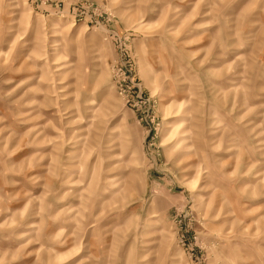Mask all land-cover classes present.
<instances>
[{
    "label": "rangeland",
    "instance_id": "rangeland-1",
    "mask_svg": "<svg viewBox=\"0 0 264 264\" xmlns=\"http://www.w3.org/2000/svg\"><path fill=\"white\" fill-rule=\"evenodd\" d=\"M98 6L95 0H0V264H156L160 259L157 253L165 246L164 238L155 235L154 229L133 231L128 227L130 214L139 207L134 198L142 171L139 159L131 167L116 168L119 161L109 156H119L122 149L113 145L108 150L102 144L104 163L96 169L95 180L91 172L97 157L93 152L84 183H67L73 175L66 155L73 150L67 143L73 130L63 126L68 122L63 117L67 101L62 99L64 85L58 80L59 73L66 70L52 64V45L59 39L54 33L67 27L70 18L73 32L85 23L90 31H114L107 13L96 15ZM66 7L68 16H61ZM136 29L128 43H142L150 63L158 62L163 54L172 72L195 70L201 74L206 92L227 81H209L203 73L232 65L228 80L234 79L243 70L237 54L247 57L253 52L259 54L255 87H264V53L260 51L264 48V0H148ZM237 33L239 48L234 46ZM38 40L42 52L36 47ZM221 45L227 49L225 55H221ZM33 51L36 56L28 60ZM117 53V67L125 78L116 85L109 102L121 110L111 115L108 127L121 121L117 135L127 148L125 162L130 163L128 153L139 147L149 160L156 154L159 165L164 160L157 149L162 119L159 104L149 99L132 56L120 48ZM46 63L50 82L41 80L44 73L40 69ZM33 65L35 70H30ZM49 90L56 95L49 96ZM217 155L227 159L230 154ZM144 179L163 184L171 174L153 166ZM249 183L255 180L242 177L236 187ZM202 186V179L196 181L197 190ZM171 191L187 195L179 184L172 185ZM221 204L218 199L213 211L220 217L214 226L222 229L223 235L234 230L237 216L240 228L255 234V221L264 215V196L239 200L237 216L221 212ZM178 207L168 211L172 227L166 242L167 264H206V241L200 235L203 229L195 221L190 226L189 218L177 214ZM177 250L181 255L174 256Z\"/></svg>",
    "mask_w": 264,
    "mask_h": 264
},
{
    "label": "clouds",
    "instance_id": "clouds-1",
    "mask_svg": "<svg viewBox=\"0 0 264 264\" xmlns=\"http://www.w3.org/2000/svg\"><path fill=\"white\" fill-rule=\"evenodd\" d=\"M95 2L99 5L95 9L96 15L107 13L115 30L109 32L94 28L90 31L85 23L73 32L74 21L70 18L67 27L54 33L59 39L52 45V64L66 70L59 73L58 80L64 85L60 89L64 93L62 99L67 101L63 117L68 122L63 126L73 130L67 140L73 150L66 154L73 175L67 183H84L93 152L97 157L95 169L91 172L95 180L96 169L104 163L102 144L108 150L116 145L122 149L120 155L109 156V159L119 161L116 168H128L137 159L141 161L139 167L142 171L134 189L139 207L130 214L128 227L133 231L151 228L155 235L164 238L165 246L157 253L160 259L156 264H167L166 242L172 227L168 211L177 204V214L183 213L185 218H189L190 226L195 221L203 229L200 235L206 241V264H264V215L255 221V234L246 227L240 228L241 221L237 216L239 200L264 196V87H255L259 54L253 52L247 57L237 54L243 70L234 79L228 80L233 71L232 65L216 72L203 73L209 81H227L214 84L206 92L201 84V74L195 70L189 72L179 68L172 72L163 54L158 62L150 63L148 50L142 43L138 46L135 42L128 43L137 31L136 22L142 17L148 0ZM40 7L43 8L44 4ZM61 16H68L67 7ZM87 19L90 17L86 16ZM170 35L176 36L178 32H170ZM41 45L42 41L38 40L36 47L42 52ZM234 46H241L238 33L234 37ZM117 48L121 52L126 50L136 61L143 87L149 91V99H156L159 104L158 114L162 119L158 126L160 142L157 149L158 154L164 157L159 165H156V154H151L152 159L149 160L139 147L128 153L130 163L125 162L123 157L127 148L117 135L122 129L121 121H116L112 128L108 127L111 115L121 110L119 106L111 107L109 102L115 94L116 85L125 78L117 67L120 63ZM226 51L221 45V55H225ZM260 51L264 53V48ZM36 54L33 51L28 60ZM41 58H44L43 55ZM30 70H35V65ZM40 71L44 73L41 80L50 82L47 63ZM48 95L55 96L56 93L49 90ZM169 117L177 119L170 121ZM82 125L87 127L81 128ZM84 132L87 134L82 135ZM106 138L108 143L105 144ZM219 153L230 155L224 159L217 155ZM53 163H56L55 154ZM153 166L170 173L171 179L163 184L145 180L147 169ZM249 176L255 183L236 187L242 177ZM200 179L203 186L197 190L196 181ZM174 184L183 187L187 195L173 194L171 187ZM218 199L222 201L221 212L237 216L234 230L228 235H223V230L214 226V221L220 218L213 211ZM258 211L260 209L254 210ZM179 255L181 253L177 250L174 256Z\"/></svg>",
    "mask_w": 264,
    "mask_h": 264
}]
</instances>
